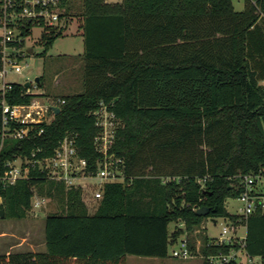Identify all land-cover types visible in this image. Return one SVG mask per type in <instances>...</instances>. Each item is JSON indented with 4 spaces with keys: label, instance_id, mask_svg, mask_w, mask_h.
<instances>
[{
    "label": "trees",
    "instance_id": "obj_1",
    "mask_svg": "<svg viewBox=\"0 0 264 264\" xmlns=\"http://www.w3.org/2000/svg\"><path fill=\"white\" fill-rule=\"evenodd\" d=\"M65 2L69 17L72 4ZM80 15L83 91L60 96L59 111L37 126L41 134L3 139L0 178L6 160L35 146L49 155L67 133L76 134L79 155L94 173L100 154L93 111L102 101L120 121L111 151L123 159V180L105 182L92 213L80 187L34 177L8 186L0 180L2 217L24 218L33 186L60 207L45 216L44 250L0 253V264L165 257L179 235L205 218L244 225L245 252L264 257V209L244 218L225 206L245 190L244 175L264 178V0H244L239 11L232 0H81ZM64 31L44 33L42 52ZM24 83H10L7 103L30 102L35 94ZM15 126L21 125L9 127ZM1 129L0 108V135ZM255 184L256 178L252 191ZM262 187L257 193L264 194ZM201 206L208 212L198 215ZM228 249L201 247L203 254Z\"/></svg>",
    "mask_w": 264,
    "mask_h": 264
},
{
    "label": "built area",
    "instance_id": "obj_2",
    "mask_svg": "<svg viewBox=\"0 0 264 264\" xmlns=\"http://www.w3.org/2000/svg\"><path fill=\"white\" fill-rule=\"evenodd\" d=\"M67 0H0V108L2 113L1 143L6 137L14 139H32L41 134L37 126L51 120L53 107L64 103L61 97L50 98L30 87L28 93L35 94L28 103L9 104L4 99L11 81L6 80L8 72L21 73L19 64L26 56L23 48L25 40L30 38L32 26L39 28L36 40L39 42L44 33L68 27V17L63 15L64 2ZM65 2V3H66ZM65 32V31H64ZM27 59V58H26ZM15 82V81H12ZM36 83V82H35ZM111 104L99 102L93 111L98 132L93 137L96 151L100 154L97 169L88 171L87 161L81 157L76 146V134L67 133L60 139L49 155L43 154V148L35 146L28 154H15L6 160L5 171L0 180L3 186L14 184L18 179L44 178L62 181L67 188L80 187L83 191L88 184L93 186L92 198L99 200L105 182L123 180V159L111 151L119 119L110 108ZM21 126L10 129V123ZM255 176H243L245 190L238 197L242 204L236 213L244 218L259 206L264 209V194L252 191ZM200 181V180H199ZM264 183V178L262 184ZM32 187L31 209L39 210L47 198L38 195ZM254 190V188H253ZM1 201V198H0ZM224 220L217 234L209 235L206 226L201 223L192 232H184L170 244L171 255L176 258L199 257L203 264H226L237 261L243 264H264V257L252 256L244 250L245 232L239 233L242 224ZM212 221V220H211ZM215 223V221H212ZM182 225V224H181ZM206 236L203 243L201 236ZM238 244V247H235ZM228 246L227 252L203 254L201 247Z\"/></svg>",
    "mask_w": 264,
    "mask_h": 264
},
{
    "label": "rangeland",
    "instance_id": "obj_3",
    "mask_svg": "<svg viewBox=\"0 0 264 264\" xmlns=\"http://www.w3.org/2000/svg\"><path fill=\"white\" fill-rule=\"evenodd\" d=\"M110 3L120 2L121 0H105ZM235 10H242L244 0H232ZM72 4L70 16L68 17V27L64 35L58 37L46 52L43 51L42 44L36 40L39 35V28L32 26L31 37L25 40L24 52L29 58L25 57L19 62L22 66L21 73L8 72L7 81L24 83L31 82L33 91L42 92L43 96L56 98L61 95L72 94L83 91V72L84 59L82 54V40L78 35L79 24L81 22L80 6L81 0H67ZM40 76L42 84H36L34 78ZM1 84V80H0ZM120 122V121H119ZM261 178H256V184L253 187L256 192L262 190ZM38 195V188L34 187ZM93 186L88 184L82 191V198L87 206L89 213H92L98 200L92 198ZM47 198L45 205L39 210H27L24 218H6L0 217V253L15 251H42L44 250V219L48 213L58 212L60 210L58 202L51 197ZM242 204L239 198H226L225 206L228 211L235 213ZM206 226L205 231L209 235L217 234L224 223L222 218H217L213 223L210 218H205L202 222ZM175 223H171L169 228L172 230ZM245 229L241 227L239 233H244ZM24 235V240L19 238ZM21 245H18V244ZM126 264H203L199 257L176 258L171 255V247H168L167 256L150 257L128 254Z\"/></svg>",
    "mask_w": 264,
    "mask_h": 264
},
{
    "label": "water",
    "instance_id": "obj_4",
    "mask_svg": "<svg viewBox=\"0 0 264 264\" xmlns=\"http://www.w3.org/2000/svg\"><path fill=\"white\" fill-rule=\"evenodd\" d=\"M38 81H39V77L37 76V77L34 78V82L37 83ZM24 86L29 88L30 82L29 81L25 82ZM53 110H54L55 113H57L59 111V107H53ZM207 212H208V209L205 206H201L197 210V214L198 215H203V214H206ZM3 214H4L3 209L0 208V217H2Z\"/></svg>",
    "mask_w": 264,
    "mask_h": 264
},
{
    "label": "crops",
    "instance_id": "obj_5",
    "mask_svg": "<svg viewBox=\"0 0 264 264\" xmlns=\"http://www.w3.org/2000/svg\"><path fill=\"white\" fill-rule=\"evenodd\" d=\"M78 35L81 37V40H82V46H83V36L81 35V31H80V30H79V32H78ZM82 53H83V47H82V51L79 52V54H82ZM26 60L29 61V58L27 57ZM38 77H40V76H38ZM29 82H30V81H29ZM263 84H264V82H263ZM19 238H21V240H24V239H25L23 234L20 235ZM43 243H44V242H43ZM18 245H21V244L19 243ZM8 252H9V251H7V252H1V253H8Z\"/></svg>",
    "mask_w": 264,
    "mask_h": 264
}]
</instances>
